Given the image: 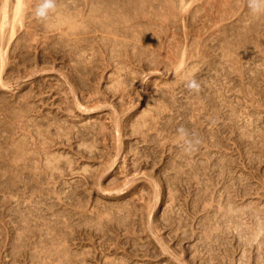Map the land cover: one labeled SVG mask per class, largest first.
<instances>
[{
  "label": "rangeland",
  "instance_id": "1",
  "mask_svg": "<svg viewBox=\"0 0 264 264\" xmlns=\"http://www.w3.org/2000/svg\"><path fill=\"white\" fill-rule=\"evenodd\" d=\"M22 1L0 0V264H264V16Z\"/></svg>",
  "mask_w": 264,
  "mask_h": 264
},
{
  "label": "clouds",
  "instance_id": "2",
  "mask_svg": "<svg viewBox=\"0 0 264 264\" xmlns=\"http://www.w3.org/2000/svg\"><path fill=\"white\" fill-rule=\"evenodd\" d=\"M246 6L251 15L264 16V0H246ZM56 10L57 0H40L33 14L38 20L46 21ZM184 84L189 91L195 93L201 91V83L194 77L186 78ZM178 138L182 151L189 155L198 151L202 144V140L197 134L190 132L183 126L178 129Z\"/></svg>",
  "mask_w": 264,
  "mask_h": 264
},
{
  "label": "bare ground",
  "instance_id": "3",
  "mask_svg": "<svg viewBox=\"0 0 264 264\" xmlns=\"http://www.w3.org/2000/svg\"><path fill=\"white\" fill-rule=\"evenodd\" d=\"M7 3V2H6ZM184 5V4H183ZM4 6V20L2 21V26L1 28L3 27V25L6 23L5 19H6V10H7V7ZM22 6H23V1L22 0H18V4H17V8H16V12H15V21L18 20V18L20 17L21 13H22ZM21 21V19H20ZM3 29V28H2ZM15 32V31H14ZM14 35V34H13ZM183 63V62H182Z\"/></svg>",
  "mask_w": 264,
  "mask_h": 264
}]
</instances>
